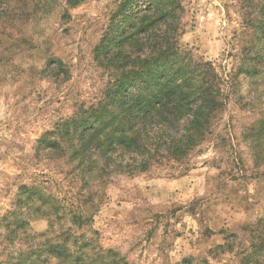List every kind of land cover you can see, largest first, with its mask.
I'll list each match as a JSON object with an SVG mask.
<instances>
[{"label": "rangeland", "instance_id": "374dc122", "mask_svg": "<svg viewBox=\"0 0 264 264\" xmlns=\"http://www.w3.org/2000/svg\"><path fill=\"white\" fill-rule=\"evenodd\" d=\"M123 1L7 0L0 14V264H264V161L250 141L264 116V0H177L175 58L210 63L224 99L184 165L82 181L83 165L47 148L104 100L113 76L95 49Z\"/></svg>", "mask_w": 264, "mask_h": 264}, {"label": "trees", "instance_id": "16d2710c", "mask_svg": "<svg viewBox=\"0 0 264 264\" xmlns=\"http://www.w3.org/2000/svg\"><path fill=\"white\" fill-rule=\"evenodd\" d=\"M8 7L7 0H0V14ZM179 7L177 0H124L120 17L97 45L95 56L113 76L104 100L62 121L58 136L47 140L50 151L66 150L75 168L83 165L82 181L101 179L112 170L133 174L160 164L184 165L211 133L224 104L222 79L210 63L191 65L175 58L180 57L175 35ZM245 72L250 78L258 75L255 68ZM256 132L251 147L262 163L264 116ZM120 261L96 264H126ZM61 264L95 262L75 254Z\"/></svg>", "mask_w": 264, "mask_h": 264}]
</instances>
